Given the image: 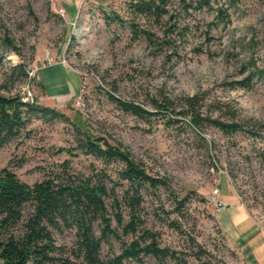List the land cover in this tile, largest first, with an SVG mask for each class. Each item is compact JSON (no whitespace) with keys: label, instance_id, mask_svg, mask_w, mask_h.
Returning <instances> with one entry per match:
<instances>
[{"label":"rangeland","instance_id":"1","mask_svg":"<svg viewBox=\"0 0 264 264\" xmlns=\"http://www.w3.org/2000/svg\"><path fill=\"white\" fill-rule=\"evenodd\" d=\"M132 1L0 0V95L19 94L81 120L94 135L128 149L150 174L166 177L178 196H188V213L180 219L187 235L154 221L168 200L162 192L160 198L146 196L145 208L161 244L186 253L189 264H200L190 238L213 254L215 264H247L219 223L231 227L233 239L241 235L226 207L234 202L264 227V144L213 128L203 136L178 130L163 116L144 122L120 110L110 95L155 111L154 102L178 107L182 98L199 94L209 115L249 127L264 124V84L250 90L229 86L244 78L241 67L250 59L264 66V0H213L211 7L188 13L183 0H167L164 20L169 17L177 28L167 36L170 44L157 50L144 36L133 40L127 26L106 25L103 11L128 18ZM139 28L157 41L166 26L141 20ZM28 130L0 150V170L9 168L34 185L43 178L42 168L68 158L58 150L73 146L74 136L71 125L62 122L34 120ZM90 163L84 156L73 162L80 171ZM216 189L220 211L209 202ZM55 237L68 252L73 247L72 233ZM114 251L120 252L117 242ZM111 254L105 245L103 256ZM145 264L158 263L149 257Z\"/></svg>","mask_w":264,"mask_h":264},{"label":"trees","instance_id":"2","mask_svg":"<svg viewBox=\"0 0 264 264\" xmlns=\"http://www.w3.org/2000/svg\"><path fill=\"white\" fill-rule=\"evenodd\" d=\"M212 1L183 0L184 10L188 13L211 7ZM127 12L128 18L116 11H103V19L107 26L129 27L133 40L144 36L156 50L170 44L167 36L177 24L169 17L164 20L169 15L167 0L127 2ZM141 20L164 23V37L155 41L151 31L140 30ZM241 74L244 78L230 83V88L250 90L259 82L264 84V66L255 59L242 65ZM110 98L120 110L144 122L163 116L167 125L178 130L185 128L203 136L213 128L227 137L242 135L264 144V124L249 127L234 118L227 121L209 115L203 95L184 97L178 107L168 100L154 102L155 111L113 95ZM34 120L68 123L74 145L60 148L58 153L68 158L49 170L42 168L43 178L34 185L22 182L9 168L0 170V264L70 263L71 258L78 264H145L149 257L158 264H189L186 253L161 244L160 233L150 226L152 216L145 208L146 196L160 198L162 192L168 200L160 208L162 214L155 213L154 221L187 235L180 219L188 213V196H178L166 177L150 174L128 149L94 135L81 120L72 121L59 110L34 99L25 101L19 94L0 95V150L29 135ZM81 156L91 158L85 171L73 164ZM65 231L74 237L69 252L55 237ZM190 241L198 249L196 261L215 264L211 252L193 238ZM114 242L120 245L119 253L114 251ZM105 245L112 252L108 258L103 256ZM64 254L68 256L64 258Z\"/></svg>","mask_w":264,"mask_h":264},{"label":"crops","instance_id":"3","mask_svg":"<svg viewBox=\"0 0 264 264\" xmlns=\"http://www.w3.org/2000/svg\"><path fill=\"white\" fill-rule=\"evenodd\" d=\"M226 207L231 209L230 219L233 225L241 226V235L233 239L231 227L223 228L218 222L220 229L230 237L229 243L236 247L247 264H264V227L254 221L241 204L237 205L233 202L226 204ZM259 227H262V230L259 231ZM248 230L253 233H248Z\"/></svg>","mask_w":264,"mask_h":264},{"label":"built area","instance_id":"4","mask_svg":"<svg viewBox=\"0 0 264 264\" xmlns=\"http://www.w3.org/2000/svg\"><path fill=\"white\" fill-rule=\"evenodd\" d=\"M28 100H31V99H27V100H25V101H28ZM219 190L218 189H216L215 190V192H214V196H212V198L209 200V202L210 203H212V204H215L216 206H218V211H220L221 210V206H219V205H217V202L215 201V199L217 198V196L219 195ZM214 197V198H213Z\"/></svg>","mask_w":264,"mask_h":264}]
</instances>
